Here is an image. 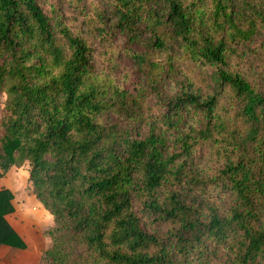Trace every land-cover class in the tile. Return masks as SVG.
I'll list each match as a JSON object with an SVG mask.
<instances>
[{
  "label": "trees",
  "instance_id": "trees-1",
  "mask_svg": "<svg viewBox=\"0 0 264 264\" xmlns=\"http://www.w3.org/2000/svg\"><path fill=\"white\" fill-rule=\"evenodd\" d=\"M263 64L264 0H0V178L26 164L51 217L38 264H264Z\"/></svg>",
  "mask_w": 264,
  "mask_h": 264
},
{
  "label": "rangeland",
  "instance_id": "rangeland-1",
  "mask_svg": "<svg viewBox=\"0 0 264 264\" xmlns=\"http://www.w3.org/2000/svg\"><path fill=\"white\" fill-rule=\"evenodd\" d=\"M122 43H123V38L117 37L115 43L111 47H119L120 45H122ZM103 52H104V49L101 46L96 47L94 58H93L95 71L102 70L107 66V59L109 58V54L103 55ZM260 58L261 56L257 57L256 55H253L252 57H250V60L260 63L259 61ZM138 83H139L138 78L131 79L127 87L129 90H131L133 85L138 84ZM167 88H168L167 91L169 92V94H172L175 91V86L173 87V86L168 85ZM3 101H4V95H0V114H1L2 107H3ZM2 133H3L2 128L0 126V137L2 136ZM197 162L199 166L211 167L212 165H214L215 160L212 158V156L207 151H204L198 155ZM4 177L10 179V181H8L9 183L19 184V189L23 191L24 193L30 192V185L27 181L26 164L23 165L16 172L15 175H13V173L10 172L7 175L5 173V175L2 176L1 178H4ZM33 212H34V209H33ZM38 217L39 215L32 213V214H28V216H26L25 219L22 218V220L24 221H19V219H17L14 216H11L8 218L9 221L12 222L13 225H15L17 230L22 233V236L24 235L25 238H28L27 239L28 244H26L27 247L25 246V249H23L25 250L24 252L29 251V253L35 254L36 257L40 256V254L49 247L50 241L47 238L43 237V232L47 231L49 228L52 227V221H49L48 219H47L48 222L46 221L44 225L40 226L41 224L37 221ZM14 251H15L14 249L11 250L12 253H14Z\"/></svg>",
  "mask_w": 264,
  "mask_h": 264
},
{
  "label": "crops",
  "instance_id": "crops-1",
  "mask_svg": "<svg viewBox=\"0 0 264 264\" xmlns=\"http://www.w3.org/2000/svg\"><path fill=\"white\" fill-rule=\"evenodd\" d=\"M19 169L20 168L18 169L10 168L7 171L6 175L10 172H12L13 175H15ZM8 181H10V179L6 177L0 179V189L3 188L8 190L12 195L11 205L13 208V212L11 214L6 215L5 220L26 246V244H28L27 242L28 238H25L24 235L22 236V233L17 230L15 225H13V223L10 222L8 218L14 216L17 219H19V221H24L22 220V218L25 219V217L28 216V214L35 213L39 215L37 221L41 224L40 226H42L46 223L47 219L51 221V217L39 205V203L36 202V200L32 197L30 192L24 193L19 189V184H12L9 183ZM11 250L12 249L9 247L0 246V264H38L39 256L36 257L35 254L29 253V251L24 252L25 250L14 249L15 250L14 253H12Z\"/></svg>",
  "mask_w": 264,
  "mask_h": 264
}]
</instances>
